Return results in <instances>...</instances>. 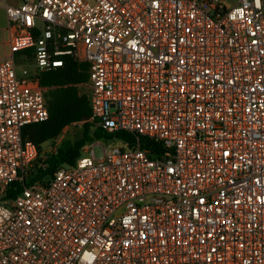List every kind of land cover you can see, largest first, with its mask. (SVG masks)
Listing matches in <instances>:
<instances>
[{"label":"built area","instance_id":"2783aa9c","mask_svg":"<svg viewBox=\"0 0 264 264\" xmlns=\"http://www.w3.org/2000/svg\"><path fill=\"white\" fill-rule=\"evenodd\" d=\"M4 8L0 264H264V0ZM21 51L37 67L19 76ZM69 57L88 65L78 87L90 121L134 143L100 158L101 141L88 144L74 165L26 185L41 154L23 128L50 116L39 75Z\"/></svg>","mask_w":264,"mask_h":264},{"label":"trees","instance_id":"16d2710c","mask_svg":"<svg viewBox=\"0 0 264 264\" xmlns=\"http://www.w3.org/2000/svg\"><path fill=\"white\" fill-rule=\"evenodd\" d=\"M30 57V51L16 53V59ZM88 80V65L78 63L72 58H66L63 67L39 75L41 86L48 88L46 98L50 116L46 121L26 125L22 136L25 141H32L40 150L45 143L55 144L67 127L81 124L82 130L72 138L63 139L56 151L47 158L39 157L34 169L30 171L25 184L48 182L57 169L64 165H74L83 155L82 149L95 141L114 139L134 143V137L126 132L107 133L95 127L90 121L92 112L87 98L80 94L78 85ZM142 148H152V157L162 154L154 141L147 138L141 140ZM21 186L14 184L8 193V198L16 196L21 191Z\"/></svg>","mask_w":264,"mask_h":264},{"label":"rangeland","instance_id":"374dc122","mask_svg":"<svg viewBox=\"0 0 264 264\" xmlns=\"http://www.w3.org/2000/svg\"><path fill=\"white\" fill-rule=\"evenodd\" d=\"M7 24H8V21H7V18L6 16H1L0 14V26L2 27H7ZM7 36V33H5L4 37ZM3 35L0 33V42H2L3 40ZM0 53L2 54L3 53V47L1 46L0 47ZM29 61L27 59H25L24 57H20L18 59V67H17V73L19 76L23 75V71L24 70H27L29 73H33L34 70L36 69L37 65H36V62L35 61H32L30 63H28ZM82 130V126L81 124L79 125H75V126H71L69 128H66L65 131L63 132V134L56 140V142L59 144L63 139L65 138H72L74 136H76L77 133H80ZM98 141H95L93 143H96ZM102 145H98L95 147V153H96V156L98 158H100L101 156H103V147H107V148H110L112 144H117V145H122V142L114 139L112 141H108V140H102L101 141ZM55 144L51 143V142H48V143H45L43 145V150H42V153L40 155V157L42 159H45L47 158V153L49 151V149L51 147H53Z\"/></svg>","mask_w":264,"mask_h":264},{"label":"crops","instance_id":"0c3cea01","mask_svg":"<svg viewBox=\"0 0 264 264\" xmlns=\"http://www.w3.org/2000/svg\"><path fill=\"white\" fill-rule=\"evenodd\" d=\"M6 4L16 5V4H18V0H0V14H1V16H4V15L6 16V11L4 8ZM6 18H7V16H6ZM0 33L4 37L5 33H7L6 27L0 26ZM7 36H8V34H7ZM7 36H5L2 40V42H0V47L1 46L3 47V53L2 54L0 53V58L10 53L9 52V46L7 43Z\"/></svg>","mask_w":264,"mask_h":264}]
</instances>
